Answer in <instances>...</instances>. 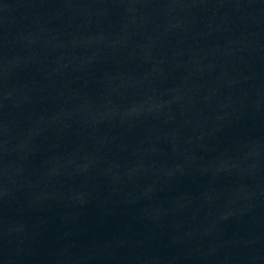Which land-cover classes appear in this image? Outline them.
<instances>
[{
  "label": "water",
  "instance_id": "1",
  "mask_svg": "<svg viewBox=\"0 0 264 264\" xmlns=\"http://www.w3.org/2000/svg\"><path fill=\"white\" fill-rule=\"evenodd\" d=\"M0 264H264V0H0Z\"/></svg>",
  "mask_w": 264,
  "mask_h": 264
}]
</instances>
